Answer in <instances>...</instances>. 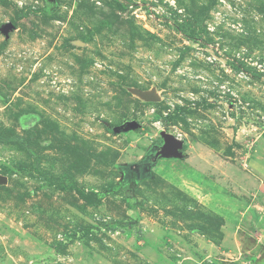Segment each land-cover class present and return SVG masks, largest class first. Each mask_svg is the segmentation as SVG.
<instances>
[{"label": "rangeland", "instance_id": "374dc122", "mask_svg": "<svg viewBox=\"0 0 264 264\" xmlns=\"http://www.w3.org/2000/svg\"><path fill=\"white\" fill-rule=\"evenodd\" d=\"M256 150L264 0H0V264L263 263Z\"/></svg>", "mask_w": 264, "mask_h": 264}, {"label": "crops", "instance_id": "0c3cea01", "mask_svg": "<svg viewBox=\"0 0 264 264\" xmlns=\"http://www.w3.org/2000/svg\"><path fill=\"white\" fill-rule=\"evenodd\" d=\"M263 159L261 158V156H259L257 150H256V154L254 155V158H252L254 160V162H261L259 164H257V168L258 171H256L254 169V178L258 179V183L256 186V192L254 193V196H257L256 194H259L263 199H264V156L262 155ZM263 160V161H262ZM257 198H260L259 196H257ZM254 198L253 201L251 202V204L249 205V207L255 208V211H259L262 212V215H259V217L261 218V222H259V226L257 225V227L254 225H252V223L249 222L247 228H253L254 226V231L252 233H248L242 229H239L238 233L240 235H245V237H252L254 243L257 244L258 247H260L261 251L262 249L264 250V211L260 210L261 206L258 205V202H254ZM260 204V202H259ZM260 207V208H259ZM246 211V210H245ZM244 211L243 215H247L246 212ZM254 216V218H256L255 213L252 212V214ZM252 217V216H251ZM263 219V221H262ZM261 259H263V263H264V258L262 257ZM259 264H263L261 260H258Z\"/></svg>", "mask_w": 264, "mask_h": 264}, {"label": "water", "instance_id": "95a60500", "mask_svg": "<svg viewBox=\"0 0 264 264\" xmlns=\"http://www.w3.org/2000/svg\"><path fill=\"white\" fill-rule=\"evenodd\" d=\"M13 26L11 23H8L5 29ZM139 95L146 100L153 101L155 97L150 92H139ZM139 123L136 120L126 121L123 123V130H130L137 127ZM161 135L163 138V144L159 146V148L153 154V161H156L159 157H180L182 155L181 145L182 140L179 136L174 135L172 133L161 131ZM7 177L3 174H0V183L5 182Z\"/></svg>", "mask_w": 264, "mask_h": 264}, {"label": "trees", "instance_id": "16d2710c", "mask_svg": "<svg viewBox=\"0 0 264 264\" xmlns=\"http://www.w3.org/2000/svg\"><path fill=\"white\" fill-rule=\"evenodd\" d=\"M243 230L248 232V233H252L254 231V227L249 229V228L243 226Z\"/></svg>", "mask_w": 264, "mask_h": 264}]
</instances>
